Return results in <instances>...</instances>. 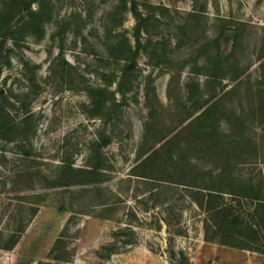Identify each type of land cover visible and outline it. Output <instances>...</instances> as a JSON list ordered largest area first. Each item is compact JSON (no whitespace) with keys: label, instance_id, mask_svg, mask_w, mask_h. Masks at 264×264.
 I'll return each mask as SVG.
<instances>
[{"label":"rangeland","instance_id":"374dc122","mask_svg":"<svg viewBox=\"0 0 264 264\" xmlns=\"http://www.w3.org/2000/svg\"><path fill=\"white\" fill-rule=\"evenodd\" d=\"M25 18L0 22V264H264V242L258 252L214 236L193 188L234 141L237 179L264 181V0H52L41 38ZM125 40L139 49L127 76L111 58ZM206 47L233 63L222 85L205 74ZM210 105L216 148L183 130ZM155 151L161 161L136 169ZM169 179L181 186L158 188ZM224 200L247 216L256 207Z\"/></svg>","mask_w":264,"mask_h":264},{"label":"trees","instance_id":"16d2710c","mask_svg":"<svg viewBox=\"0 0 264 264\" xmlns=\"http://www.w3.org/2000/svg\"><path fill=\"white\" fill-rule=\"evenodd\" d=\"M37 1L39 2V7L37 10H32V2L29 0L12 1V3H10L11 6H8L9 11H6L4 15L0 14V22L4 23L6 19H10L14 14L24 12V10H26V18L22 21L21 29L26 31V34L28 35L35 33L38 37L41 38L44 34L45 19L51 15L52 0ZM133 11L137 17L140 16L138 14L136 4H134L133 6ZM138 30L140 32V28H138ZM227 33L228 32L226 28L223 29L222 37L225 40L228 38ZM232 34L233 39L238 40L240 36L239 31L234 30ZM219 40L221 41L222 38L220 37L216 41H214L215 44H219ZM138 51L139 49L133 51L130 42L126 40L124 43L114 45L111 58L119 61H124L126 62V64L128 63L126 69L124 70L126 71L124 73V76H127V73L135 68L136 65L134 55L137 54ZM204 52H206L204 63L206 76L214 83L222 85L221 81L227 78L226 75H224L225 68L232 66L233 63H231L229 58H226L225 53H222L221 51H218L212 55H208V53H210V48L206 47L204 48ZM200 69L201 67L198 68V70ZM239 77L240 73H235L232 77V80H236ZM127 81V77H124L123 82L127 84ZM123 82L119 83L120 92H122V88L124 86ZM192 82H195V80H192ZM189 87L191 90L190 85ZM195 87L200 88V84H195L194 88ZM222 90H224V88ZM107 102L108 100H99L95 103V105L101 110H107L109 108ZM255 114H257V112ZM214 116V105H210L198 117L194 118L185 128H183V130L190 129L193 134L195 131L197 138L201 140V142L203 141L204 143L209 144L214 148H216V146H222L219 139L220 124ZM260 116L263 115L260 113ZM195 139L196 137L194 136L193 140ZM240 144L242 145V143L238 141L227 143V145L229 146H227L222 153V155L224 156L227 155L225 156L226 161H224V163L221 162L220 172L217 175H213V173L210 172L209 175L211 178L209 179V182H206V176H203L202 185H195L194 187L193 185L191 186L193 188H196L198 190L197 192L201 190V193H205L202 195V198L203 202L205 199H207V202H205V204H207L206 210L210 214V222L211 225H213L212 232L215 237H219L221 239L220 242L223 245H231L239 249L254 250L260 252L258 246L264 242V181L260 180L258 182H254L253 180L245 181L242 179H237L235 170H233L232 167V162L233 159L241 157L243 155V147ZM230 152L232 154H236L237 156L228 154ZM155 153L157 152L155 151L150 156V158L148 157L146 160H144L136 167V169H139L143 167L145 163L152 161ZM157 161H161V159H154L152 164ZM81 172L86 173L87 170ZM131 175L154 181L162 180V177L160 178L158 176L150 177L149 175L145 174L136 175L135 173H133V171ZM166 181L167 187L159 186L158 188H165L168 191H175L178 186H181L179 185L180 183L175 179H169ZM159 191L160 190H158L157 193H154V195L151 194L150 196V199L152 200L151 206L153 208H157L158 202L161 200L162 192L159 193ZM225 195L233 196L236 199L238 198L239 200L250 199L256 203V207L254 208L253 212L249 213V215L247 216L246 214L237 210L233 204L226 202L224 200ZM199 206L203 208L204 203H200ZM209 227L210 225H208V228ZM14 243L16 244V241ZM116 253L117 251H112L111 255Z\"/></svg>","mask_w":264,"mask_h":264},{"label":"water","instance_id":"95a60500","mask_svg":"<svg viewBox=\"0 0 264 264\" xmlns=\"http://www.w3.org/2000/svg\"><path fill=\"white\" fill-rule=\"evenodd\" d=\"M179 264H192V263H190L189 261H182V262L179 263Z\"/></svg>","mask_w":264,"mask_h":264}]
</instances>
